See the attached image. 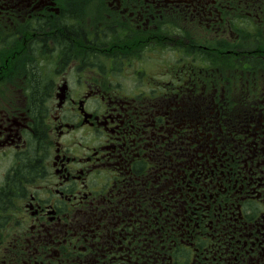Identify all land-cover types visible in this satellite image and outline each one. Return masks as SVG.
Listing matches in <instances>:
<instances>
[{
	"label": "flooded vegetation",
	"instance_id": "obj_1",
	"mask_svg": "<svg viewBox=\"0 0 264 264\" xmlns=\"http://www.w3.org/2000/svg\"><path fill=\"white\" fill-rule=\"evenodd\" d=\"M260 60L264 0H0V264H264Z\"/></svg>",
	"mask_w": 264,
	"mask_h": 264
},
{
	"label": "trees",
	"instance_id": "obj_2",
	"mask_svg": "<svg viewBox=\"0 0 264 264\" xmlns=\"http://www.w3.org/2000/svg\"><path fill=\"white\" fill-rule=\"evenodd\" d=\"M72 9L74 12L72 11V12H69L67 14L68 15V17L66 18V21L68 23L67 26L64 28L62 27L64 32H62L60 30V32L56 36H54V40L56 42H58L59 45L63 46L65 49H66V47L70 48L72 46L73 37L78 35L77 23H74V21L79 18L78 16L75 15V13L79 14L81 11V7L78 3H74V4H72ZM81 31H83V29ZM69 55H67V56H69ZM250 61L258 62L255 58H251ZM260 62L262 63L264 61L260 60ZM42 78L43 77L41 76V74L37 73V71H36V74H34V77H33V86L34 87H33V89L31 87V95H33L31 105L34 108V110L37 111L36 113H38V114L43 110L42 106H43V103L45 101V97H46V94L48 92V89H49V86L45 84L44 79H42ZM45 111L46 110H44V112ZM36 159L37 158H33V157L30 158V161L33 160V162H31V163L29 162L28 164H30V165L26 164V166H24L20 169V172H19L20 176L17 178V180L13 179L14 182L13 181L10 182L11 184H10L9 188H6L5 194H8V193L10 194L11 187L20 188V185H21L20 181L28 180L34 174H36V170H35V165L37 163V162H35ZM9 181H11V178H9ZM3 200H6V201H3ZM3 200L1 202L6 203L8 201L7 196H4Z\"/></svg>",
	"mask_w": 264,
	"mask_h": 264
},
{
	"label": "rangeland",
	"instance_id": "obj_3",
	"mask_svg": "<svg viewBox=\"0 0 264 264\" xmlns=\"http://www.w3.org/2000/svg\"><path fill=\"white\" fill-rule=\"evenodd\" d=\"M93 13H92V11H87V15L86 16H91ZM165 55H167V56H170L171 58H173V54H171V53H167V54H165ZM264 71L263 70H261V72L260 71H256V75L255 74H252V73H248V72H242L240 75H242V77L241 78H239V80L240 79H242V80H248L249 79V83H247V86H248V88H250V89H253L254 88V79L255 80H257L259 77L261 78L262 77V73H263ZM42 79H44V78H42Z\"/></svg>",
	"mask_w": 264,
	"mask_h": 264
}]
</instances>
